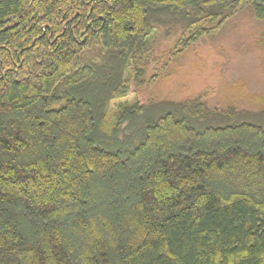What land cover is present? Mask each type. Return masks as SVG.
<instances>
[{
    "label": "trees",
    "instance_id": "16d2710c",
    "mask_svg": "<svg viewBox=\"0 0 264 264\" xmlns=\"http://www.w3.org/2000/svg\"><path fill=\"white\" fill-rule=\"evenodd\" d=\"M230 21L264 0H0V264H264V91L144 95Z\"/></svg>",
    "mask_w": 264,
    "mask_h": 264
},
{
    "label": "rangeland",
    "instance_id": "374dc122",
    "mask_svg": "<svg viewBox=\"0 0 264 264\" xmlns=\"http://www.w3.org/2000/svg\"><path fill=\"white\" fill-rule=\"evenodd\" d=\"M230 22L184 52L180 53L178 46L166 64L174 69L169 77L161 79V66H153L144 95L178 100L207 93L214 98L238 80L247 85L250 93L264 91V72L257 49L258 42L264 40V25L254 21ZM160 47L164 49L162 44ZM134 98V93H130L110 106L114 109L130 104Z\"/></svg>",
    "mask_w": 264,
    "mask_h": 264
}]
</instances>
